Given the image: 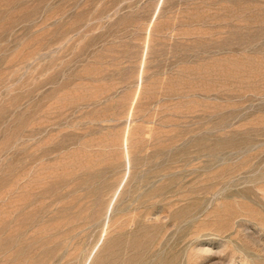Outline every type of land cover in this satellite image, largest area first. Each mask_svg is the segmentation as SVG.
I'll return each instance as SVG.
<instances>
[{"label": "rangeland", "instance_id": "1", "mask_svg": "<svg viewBox=\"0 0 264 264\" xmlns=\"http://www.w3.org/2000/svg\"><path fill=\"white\" fill-rule=\"evenodd\" d=\"M0 264H264V0H0Z\"/></svg>", "mask_w": 264, "mask_h": 264}]
</instances>
